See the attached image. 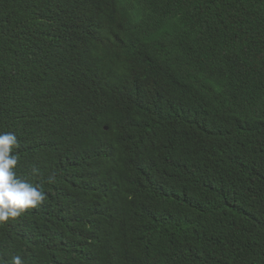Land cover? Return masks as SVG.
I'll list each match as a JSON object with an SVG mask.
<instances>
[{
	"label": "trees",
	"instance_id": "16d2710c",
	"mask_svg": "<svg viewBox=\"0 0 264 264\" xmlns=\"http://www.w3.org/2000/svg\"><path fill=\"white\" fill-rule=\"evenodd\" d=\"M123 1L0 0V134L46 194L0 264H264V0H136L172 20L167 106Z\"/></svg>",
	"mask_w": 264,
	"mask_h": 264
},
{
	"label": "clouds",
	"instance_id": "9594fccd",
	"mask_svg": "<svg viewBox=\"0 0 264 264\" xmlns=\"http://www.w3.org/2000/svg\"><path fill=\"white\" fill-rule=\"evenodd\" d=\"M125 6L132 9L137 21L142 24V32L129 31L126 36L133 39L138 35L145 51L141 70L145 74L166 84L163 102L167 106L170 94L177 87L182 92H189V85L185 78V69L171 71L168 63L162 57L164 42L158 33L172 22L168 17L151 18L149 8L136 0L123 1ZM107 129V127H106ZM20 147V141L15 133L0 134V224L14 220L28 209H35L42 205L46 194L38 186L18 178L13 169L17 166L18 156L13 154ZM9 264H25L20 255L12 256Z\"/></svg>",
	"mask_w": 264,
	"mask_h": 264
}]
</instances>
